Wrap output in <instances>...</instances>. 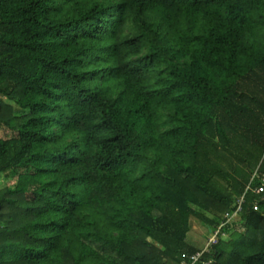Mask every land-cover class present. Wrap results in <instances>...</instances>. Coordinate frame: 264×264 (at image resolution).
<instances>
[{
    "label": "trees",
    "instance_id": "trees-1",
    "mask_svg": "<svg viewBox=\"0 0 264 264\" xmlns=\"http://www.w3.org/2000/svg\"><path fill=\"white\" fill-rule=\"evenodd\" d=\"M227 213L197 264H264V0H0V264H183Z\"/></svg>",
    "mask_w": 264,
    "mask_h": 264
},
{
    "label": "built area",
    "instance_id": "built-area-1",
    "mask_svg": "<svg viewBox=\"0 0 264 264\" xmlns=\"http://www.w3.org/2000/svg\"><path fill=\"white\" fill-rule=\"evenodd\" d=\"M258 192H263V188L260 187L258 188ZM241 203V202H240ZM258 209V206L255 205L254 206V210H257ZM240 208L238 209L237 212H239ZM235 212V213H237ZM235 214H232V213H227L225 214V220L222 222V224L219 226V228L213 232V231H210V235L208 237V242L206 244V247L205 249L203 250L202 253H197L195 255H192V256H184L185 260L183 262V264H197L200 259H201V256L204 252H210V249L217 243V236L219 234V229H221L222 227L226 226L228 223H230L232 217L234 216ZM186 260H189V263H187Z\"/></svg>",
    "mask_w": 264,
    "mask_h": 264
},
{
    "label": "rangeland",
    "instance_id": "rangeland-1",
    "mask_svg": "<svg viewBox=\"0 0 264 264\" xmlns=\"http://www.w3.org/2000/svg\"><path fill=\"white\" fill-rule=\"evenodd\" d=\"M7 104L10 105V106H14L15 110H16L17 106H16V104L14 102H8L7 101ZM193 221L197 222V223H200V222H198L196 220H191V231L189 232V234L187 236V240H188V242L190 244H192L194 246H203V245H205L208 242V237L210 235L209 234L210 233V229L207 226L203 225L202 223H200V225L197 224V226H199L200 228L203 229L204 232L202 231V233L205 234V237L199 236L196 233V231H198L197 226L195 227L193 225V223H194Z\"/></svg>",
    "mask_w": 264,
    "mask_h": 264
},
{
    "label": "crops",
    "instance_id": "crops-1",
    "mask_svg": "<svg viewBox=\"0 0 264 264\" xmlns=\"http://www.w3.org/2000/svg\"><path fill=\"white\" fill-rule=\"evenodd\" d=\"M194 222V221H193ZM197 224L198 225H200V223H197V222H194L193 223V225L196 227L197 226ZM204 225V224H203ZM199 226H197V229H198V231H196V233H197V235H199V236H203V237H205V234L204 233H202V231H203V229L202 228H200ZM204 232V231H203ZM209 232V231H208Z\"/></svg>",
    "mask_w": 264,
    "mask_h": 264
}]
</instances>
